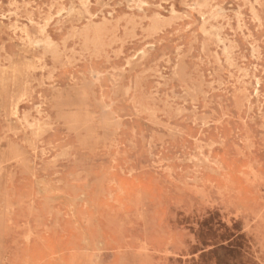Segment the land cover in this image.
Segmentation results:
<instances>
[{"label":"rangeland","instance_id":"1","mask_svg":"<svg viewBox=\"0 0 264 264\" xmlns=\"http://www.w3.org/2000/svg\"><path fill=\"white\" fill-rule=\"evenodd\" d=\"M0 264H264V0H0Z\"/></svg>","mask_w":264,"mask_h":264}]
</instances>
